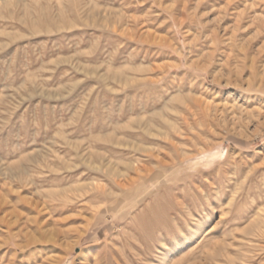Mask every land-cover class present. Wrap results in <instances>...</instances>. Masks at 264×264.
Wrapping results in <instances>:
<instances>
[{"label":"rangeland","instance_id":"rangeland-1","mask_svg":"<svg viewBox=\"0 0 264 264\" xmlns=\"http://www.w3.org/2000/svg\"><path fill=\"white\" fill-rule=\"evenodd\" d=\"M263 71L264 0H0V264H264Z\"/></svg>","mask_w":264,"mask_h":264},{"label":"bare ground","instance_id":"bare-ground-1","mask_svg":"<svg viewBox=\"0 0 264 264\" xmlns=\"http://www.w3.org/2000/svg\"><path fill=\"white\" fill-rule=\"evenodd\" d=\"M61 26V25H60ZM256 57V56H255ZM253 60V59H252ZM264 72V71H263ZM259 76V75H258ZM123 79V78H122ZM253 81H255V80H253ZM260 81L261 82H259L260 83V87L261 86H264V74L260 77ZM237 86V85H236ZM248 89V88H247ZM257 91H258V89H257ZM262 93V92H261ZM170 123V122H169ZM189 124V123H188ZM170 125H171V127L173 128V130H178L177 129V127L175 126V124L174 123H170ZM194 129V128H193ZM159 132V131H158ZM159 134V133H158ZM159 138V137H158ZM116 142V141H115ZM171 142V141H170ZM124 145V144H123ZM182 146V145H181ZM183 147V146H182ZM149 148H147V147H142V151H147ZM147 155V154H146ZM176 158V157H175ZM130 163V162H129ZM125 164V163H124ZM123 164V165H124ZM131 165H129V164H125V166H124V168H123V170H119V171H117V170H113V172L112 173H114V175H116V176H118V177H125V176H127L128 175V171L129 170H134L135 172H137L139 175H141V173H142V171H143V168L140 166V161L138 162H136V164H135V162H132V163H130ZM155 165V164H154ZM162 165V164H161ZM164 166V165H163ZM98 168V167H97ZM96 168V169H97ZM151 167L149 166V169H150ZM108 172V171H107ZM149 172V171H148ZM152 172V171H151ZM110 173V172H109ZM150 175V174H149ZM151 176V175H150ZM153 176V175H152ZM151 176V177H152ZM136 177V176H135ZM153 178V177H152ZM126 179V178H125ZM124 186V185H123ZM100 188V187H99ZM149 188V187H148ZM154 188V187H153ZM83 190V189H82ZM86 190V189H85ZM98 190V189H97ZM80 191V190H79ZM103 194V193H102ZM108 194V193H107ZM80 243V242H79ZM78 243V244H79ZM21 250V249H20ZM45 259V258H44ZM55 260H57V259H55ZM54 261V260H53ZM52 261V263L53 264H56V262L54 261L53 262ZM43 263V262H42ZM47 263V262H46ZM51 263V262H50ZM57 264H60V261H57Z\"/></svg>","mask_w":264,"mask_h":264}]
</instances>
